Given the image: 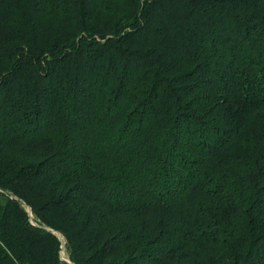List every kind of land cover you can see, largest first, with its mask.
<instances>
[{"label":"trees","instance_id":"trees-1","mask_svg":"<svg viewBox=\"0 0 264 264\" xmlns=\"http://www.w3.org/2000/svg\"><path fill=\"white\" fill-rule=\"evenodd\" d=\"M0 264H264V0H0Z\"/></svg>","mask_w":264,"mask_h":264},{"label":"water","instance_id":"water-1","mask_svg":"<svg viewBox=\"0 0 264 264\" xmlns=\"http://www.w3.org/2000/svg\"><path fill=\"white\" fill-rule=\"evenodd\" d=\"M28 211H29V215L32 216V213H31V209L30 208H28ZM59 237L61 238V240L63 242V248H64L65 240L63 239V237L60 234H59ZM62 258L64 259L66 257H64V255L62 254Z\"/></svg>","mask_w":264,"mask_h":264}]
</instances>
